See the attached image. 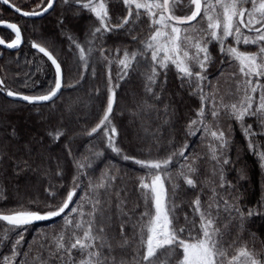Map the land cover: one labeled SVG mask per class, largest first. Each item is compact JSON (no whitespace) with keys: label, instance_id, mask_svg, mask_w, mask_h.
Instances as JSON below:
<instances>
[{"label":"snow or ice","instance_id":"1","mask_svg":"<svg viewBox=\"0 0 264 264\" xmlns=\"http://www.w3.org/2000/svg\"><path fill=\"white\" fill-rule=\"evenodd\" d=\"M33 2L35 7L23 10L10 0H2L24 18L42 17L61 8L57 24L68 41L78 73L76 84L68 87L80 84L90 68L93 77L97 65L105 70V98L98 122L84 132L103 148L90 144L77 156L68 129L48 133L54 144L61 137L67 140L64 149L71 157L72 170L58 161L54 175L61 180L70 176V184H50L46 199L35 198L0 210V222H4L0 230L2 264H264V241L257 250L255 233L246 227L251 217L264 214V201L258 202L255 210L247 208L242 203L243 193L228 179L233 166L234 125L239 126L247 149L264 168V146L259 143L264 140V0H188L186 11L182 0ZM85 14L88 22L81 27ZM0 26L12 34L10 42L0 37V46L19 49L24 43L21 26L4 19H0ZM78 29L84 32L83 39L75 35ZM109 40L112 47L106 46ZM29 44L50 62L51 83L39 94H25L9 88L0 77V93L33 107L54 104L65 86L66 65L46 43L31 40ZM242 46H255V50H242ZM217 59L220 65L237 70L226 74L221 67L220 75L212 79L209 69ZM113 64L117 67L115 79ZM173 68L179 87L198 101L194 115L183 127L182 141L172 132L165 139L161 130L171 128L177 117L168 95ZM133 74L142 77L144 93L133 117L142 120L143 115L155 112L159 119L158 105L163 103L164 119L151 131L142 121L143 134L138 133L125 145L114 123V107L121 82ZM226 75L228 87L222 89L221 80ZM30 79L25 80L24 87L35 83ZM93 94L99 97L100 89L94 88ZM165 98L168 103H164ZM198 133L200 145L190 148L189 138ZM8 137L0 144V163L14 160L15 175L19 176L31 164L8 153V146L19 139L15 127ZM24 150L28 156L33 153L30 143ZM116 157L134 168L144 208L135 219V208L141 205L127 207V189L118 183L126 173L112 162ZM246 178V169L238 170L237 180ZM205 189L211 195L202 200ZM78 191L83 193L79 197ZM58 217L59 226L53 223L50 231L38 233L42 242L34 256L35 238L24 250L30 226ZM246 232L252 238L251 247ZM5 247L10 255L3 254Z\"/></svg>","mask_w":264,"mask_h":264},{"label":"trees","instance_id":"2","mask_svg":"<svg viewBox=\"0 0 264 264\" xmlns=\"http://www.w3.org/2000/svg\"><path fill=\"white\" fill-rule=\"evenodd\" d=\"M11 3H15L17 6L20 4L14 0H10ZM118 3V0H114ZM23 10H28L26 7H22ZM61 13V8H57L55 12L47 15L46 17L34 21L32 24L27 19H24L15 13L11 12L6 7L0 4V19L7 20L9 22L18 23L23 32L24 43L19 52H9L0 47V77L4 78L8 87L14 91L24 92L25 94H33V92H43L49 85L39 84L40 87L32 89L24 87V82L27 78H31V81H35L40 75L39 71L29 67L28 62L30 58L40 56L34 51L29 44V41L36 40L37 42L46 43L50 50H54V55L61 60L62 64L66 65L64 88L60 97L55 100V103L44 104L43 106L33 107L21 102L13 101L7 97L4 93H0V144L7 139L8 133L12 127H15L18 134V141H13L8 146V153L14 159L23 158L28 160L31 164V168L21 172L19 176L15 175L14 160L5 159L0 163V210L6 211L10 208L18 207L19 204H27L30 200L39 198L44 200L47 198L46 189L51 185L64 184L65 186L70 184V176L66 179H59L54 175L56 172V165L59 161L66 168L71 169V157L66 156L64 145L67 144V140L61 137L57 143L52 142V137L48 135L50 131H55L58 128H66L70 131L72 136L71 147L75 155H80L86 152L90 144H94L97 148H103V144H100L93 140V138L84 135L85 130H90L91 127L98 122V116L100 114L101 105L105 98V79L106 73L103 67L96 68L97 75L95 77L86 74L84 80L76 87H68V84H76L77 79V64L75 58L69 53L68 41L64 35L60 32L57 17ZM87 14L84 15V19L80 22L81 27L87 24ZM31 26V27H29ZM145 33H142L144 35ZM75 35L82 37L84 32L77 30ZM0 37H3L6 41L10 42L12 34L10 31L0 28ZM107 47L113 46V41L107 42ZM246 47H250L255 50L254 46H242V50H246ZM213 56L217 57V52L213 50ZM44 59V58H43ZM27 61V62H26ZM47 62V61H46ZM50 67V64L47 62ZM73 67V68H72ZM223 67L228 72L232 71V68H226L228 65H220L218 59L214 63V66L209 69L212 73V79L220 75V69ZM175 69L169 72V87L168 95L171 97L172 105L176 110L177 117L173 119L171 128L164 126L161 130L164 133L165 139H167L170 132L174 133L177 141L184 139L183 127L187 122L188 117L194 115V109L197 107L198 101L195 97H190L186 90H182L179 87V80L174 75ZM113 78L115 79L117 74V67L113 64L112 67ZM47 79L49 82L53 79V72L51 68H47ZM227 78V75L225 76ZM224 78V79H225ZM47 85V86H46ZM45 86V87H44ZM100 89L99 97L94 95V101L91 104H87L88 91H93L94 88ZM144 97L142 77L139 74H133L127 81L121 82L120 88L117 89V105L114 107V123L121 131V135L125 145L129 144V141L135 140L139 133L140 117H133L132 113L136 110L137 105ZM77 99V104L74 108L67 113L68 101L71 99ZM168 99L165 98L164 103H168ZM86 106V107H85ZM160 123L164 119L163 103L159 104ZM152 114V113H151ZM152 116H157L153 112ZM37 119V120H35ZM39 119L41 120L39 122ZM60 119L61 121H57ZM6 122V123H4ZM30 125V126H29ZM141 134V133H140ZM200 134L196 137L189 138L188 143L190 148L200 145ZM234 146L230 152V159L233 161V166L228 172V179L237 185L238 190L243 193L242 203L250 209H257L258 202L264 201V168L260 167L258 157L247 149V139L241 132L237 130L234 125L233 130ZM39 141V143H37ZM30 143L33 148V153L28 156L25 153L24 145ZM259 143L264 146V140H259ZM198 151L204 152L206 149L198 148ZM43 154V156H41ZM187 154V153H186ZM110 157L113 154H108ZM113 163L124 169L126 173L125 182L118 183L125 186L127 189L129 203L127 207L132 209L136 203L141 206L135 208L133 218L135 219L141 212L144 211L143 202L140 199V194L136 188L134 168L128 162L121 161L118 157L113 158ZM99 165H103L100 163ZM101 167V166H98ZM103 167V166H102ZM246 169L247 178L244 180H237L238 170ZM46 170H50L46 173ZM124 177V178H125ZM55 190V188H53ZM63 192V189H60ZM83 193L78 191L77 197ZM193 194L188 193L191 197ZM211 193L208 189H205V194L202 196V200L205 199ZM74 197V200L77 199ZM184 210L188 211L186 205H183ZM182 222V221H181ZM55 223L57 226L61 223L60 218H55L54 221H40L35 222L29 227L25 234L24 250H27L28 244H33L35 238L36 242L33 244L32 256L36 254L39 249V244L42 242L38 233L40 230L50 231L49 225ZM4 222H0V230L3 229ZM246 227L250 232L255 233V247L257 250L261 248L260 241H264V214L255 215L251 217ZM127 232L131 231L130 228L126 229ZM245 239L249 241V246L252 245V238L245 233ZM4 255H10L8 248L2 249ZM43 256H47L46 252L42 253ZM31 258V257H30ZM0 264H2V257H0Z\"/></svg>","mask_w":264,"mask_h":264},{"label":"rangeland","instance_id":"3","mask_svg":"<svg viewBox=\"0 0 264 264\" xmlns=\"http://www.w3.org/2000/svg\"><path fill=\"white\" fill-rule=\"evenodd\" d=\"M16 3L20 4V7H26L28 10H31L32 7H35V3L33 2V0H14ZM187 4H188V0H182V6L185 8V11L187 9ZM178 13H179V9L177 10ZM199 19V18H198ZM30 23L29 24H32V22L34 21H30L28 20ZM31 27V26H29ZM146 27V26H145ZM84 36V35H83ZM83 36L82 37H78L79 39H83ZM255 47V46H254ZM252 50V49H251ZM76 62V61H75ZM29 64V68H34V70L36 71H39L40 72V75L37 77V79L34 81L35 85L32 86V89H34L35 87H40L39 84H45L46 82H48L49 84L51 83V81L49 82V79H47V68H50L48 65H47V62L45 59L41 58L40 56H35L33 57L32 59L30 58V62H28ZM99 67H102L101 65H97L96 68H99ZM39 68V70H37ZM73 68V67H72ZM226 68H229V67H226ZM233 70L232 71H236V67L233 66L231 67ZM105 71V70H104ZM140 76V75H139ZM141 78V76H140ZM227 79V78H225ZM225 79H222L221 80V88L222 89H226L228 87V84L224 82ZM47 86V85H46ZM49 86V85H48ZM48 86L46 88H48ZM45 87V86H44ZM41 92H33V94H39ZM94 94H93V91L89 90L88 91V101H87V104H91L93 103L94 101ZM77 104V99L74 98V99H71L68 101V107H67V113L69 112V109H72L75 107V105ZM86 107V106H85ZM153 113L151 114H147V115H143L142 117V120L140 119V121L144 123L145 127H149V130H155L157 127H159L161 125V121L160 119L157 118V116H152ZM37 120V119H35ZM41 120L39 119V122ZM58 122L61 121L60 119L57 120ZM141 122H140V125H141ZM6 123V122H4ZM30 126V125H29ZM237 127V130L239 132L240 129H239V126L238 125H235ZM139 133H141V135L143 134L142 133V130H141V127H139ZM242 133V132H241ZM166 138V137H165ZM98 166H101L99 168H103L102 166L103 165H98ZM99 173L97 172L96 175H98ZM125 176H123V179L121 180L122 183L125 182L127 176L124 178ZM121 183V184H122ZM131 231H129L130 233ZM127 258H131V255L129 254L127 256Z\"/></svg>","mask_w":264,"mask_h":264},{"label":"water","instance_id":"4","mask_svg":"<svg viewBox=\"0 0 264 264\" xmlns=\"http://www.w3.org/2000/svg\"><path fill=\"white\" fill-rule=\"evenodd\" d=\"M11 3V2H10ZM0 4L2 5V6H4V7H6L7 9H9L11 12H13V13H15V11H14V9H12L10 6H7V5H3V3H2V0H0ZM16 15H18V16H20L19 14H17V13H15ZM47 15H49V14H45L44 16H42V17H32V18H24V17H22V18H24V19H27V20H38V19H42V18H44V17H46ZM21 17V16H20ZM0 28H3V29H6V28H4L3 26H0ZM6 30H8V29H6ZM10 31V30H9ZM22 45H23V43L21 44V46H20V48L22 47ZM2 49H4V50H6V51H9V52H16V51H18L19 49H7L6 47H4V46H0ZM34 50V49H33ZM34 51H36V50H34ZM40 55H42V54H40ZM46 60H47V58L46 57H44ZM48 63L50 64V62L48 61ZM63 88L64 87H62V90H61V93H62V91H63ZM61 95V94H60ZM60 95H59V97H60ZM11 100H13V101H15L13 98H10ZM57 100V99H56ZM18 102V101H17ZM21 103H24V104H26V102H21ZM48 103H52V102H46L45 104H48Z\"/></svg>","mask_w":264,"mask_h":264},{"label":"flooded vegetation","instance_id":"5","mask_svg":"<svg viewBox=\"0 0 264 264\" xmlns=\"http://www.w3.org/2000/svg\"><path fill=\"white\" fill-rule=\"evenodd\" d=\"M2 29H3V28H2ZM5 30H6V29H5ZM22 46H23V45H22ZM21 48H22V47H21ZM21 48H20V49H21ZM20 49H19L18 51H16V52H19ZM38 54H39V53H38ZM39 55H40V54H39ZM41 56H42V55H41ZM42 57H43V56H42ZM43 58H44V57H43ZM44 59H45V58H44ZM45 60H46V59H45ZM46 61H47V60H46ZM47 62H48V61H47ZM24 68H29V67H25V66H24Z\"/></svg>","mask_w":264,"mask_h":264}]
</instances>
